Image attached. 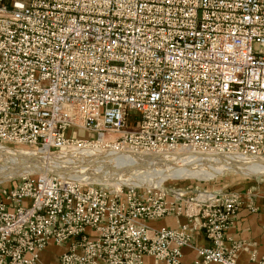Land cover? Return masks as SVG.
<instances>
[{
    "label": "built area",
    "instance_id": "built-area-1",
    "mask_svg": "<svg viewBox=\"0 0 264 264\" xmlns=\"http://www.w3.org/2000/svg\"><path fill=\"white\" fill-rule=\"evenodd\" d=\"M1 143L264 160V0H0ZM191 192L27 173L0 190V264H41L51 242H69L60 264H182L184 246L238 264L248 243L227 232L259 207ZM168 215L187 221L148 223Z\"/></svg>",
    "mask_w": 264,
    "mask_h": 264
},
{
    "label": "bare ground",
    "instance_id": "bare-ground-1",
    "mask_svg": "<svg viewBox=\"0 0 264 264\" xmlns=\"http://www.w3.org/2000/svg\"><path fill=\"white\" fill-rule=\"evenodd\" d=\"M70 151L71 150H69V152ZM76 152L78 156L77 160L79 163H81L84 158H92L93 160L96 161L95 165L85 164V166H87V169L85 170L83 169L82 173L84 172L90 173L88 175L89 176L88 178L91 179L96 176L97 178L100 177V179L109 182V184L110 182H113V184L119 188L123 185L137 186L138 184H148V186L150 185L161 186V184L165 181V179L170 177H178V178H186L189 176L199 177L200 175L203 174H208L211 177L214 176L216 177L217 175L226 174V173H247V174H253L258 177L264 176V160L251 158V157H242V156H234V155H216V156H220V158L218 160H214L210 158V156H215L213 154H197L191 152L177 151L174 153L150 155V154L139 153L131 150L109 149L103 151L98 147H90V148L78 147ZM114 153L115 154L118 153L119 158H115V159L119 160L118 161L119 163L116 162V164H114V160H109L110 157H113ZM21 154L23 155V158L26 160L23 159V161L25 162L22 165L18 166L19 168L18 171L14 172V174H11V176L14 177L18 175L17 173L23 170L22 166H24V168H28L30 171L20 173V176L30 173L31 171H36L38 169L46 171L44 170L45 168H38L39 166H33V167L30 166L31 164L34 163V161H37L36 158H34L33 161L31 160V162H29L28 160L29 158L25 157L26 154L24 152H22ZM199 155H204V156H199ZM12 156H14V154ZM101 156L108 159L106 164H103L101 161L97 163V161H99L98 158ZM192 156H198L199 158L193 159ZM221 156L223 158L235 157L236 159H234L233 163H225L222 161ZM41 160L43 161L44 159ZM245 160H255V161L254 164H245L246 162ZM40 166L42 165L40 164ZM119 166H123V168L121 167L123 169L122 171L116 170L117 168H119ZM139 171L140 172L144 171L146 173L149 172V176H143L140 178V176L137 175ZM1 172L3 173L5 172V174L7 173L4 170ZM134 172H136V174ZM91 173L92 176H90ZM61 175L66 177L70 176L71 178H73L71 175L68 174H61ZM96 177L94 179H96Z\"/></svg>",
    "mask_w": 264,
    "mask_h": 264
},
{
    "label": "rangeland",
    "instance_id": "rangeland-1",
    "mask_svg": "<svg viewBox=\"0 0 264 264\" xmlns=\"http://www.w3.org/2000/svg\"><path fill=\"white\" fill-rule=\"evenodd\" d=\"M70 134H77V131L75 133V131L71 130ZM3 147H5V148H3ZM90 147H98L99 149H102L103 151L110 149V148H105L102 146H90ZM90 147H87V148H90ZM77 149H78L77 146L72 145V146H66L63 148H52L50 151L38 152L36 150V148H34L33 146H28V145H24V144H14V143H1L0 144V172L4 170L7 173L5 174V172L4 173L1 172V174H0V190H2L3 188H8L11 185H15L18 183V179L21 177L20 174L14 176V177L11 176V174H14V172H17L19 169L18 166L22 165L25 162V161H23L24 158H23V155L21 154L22 152H24L26 154L25 157L29 158L28 159L29 162H31V160L33 161L34 158L37 159V161H34V163L30 165L32 167L33 166H39L38 168H45L44 170L50 169V170H53L54 172H57L60 174H68V175H71L73 178H77L78 180H81L84 182H93V183H97V184L99 183V184H103V185L107 184L106 186L117 187L113 184V182H110V184H109V182H107L103 179H100V177L97 178L96 176H95L96 179H94L95 177H93L91 179V178H88L89 177L88 175L90 173H88V172L82 173L83 169L84 170L87 169V166H85V164L95 165L96 161L93 160L92 158H84L83 161L81 163H79L77 160V157H78L77 152H76ZM69 150H71V151L69 152ZM13 154H14V156H12ZM199 156H204V155H199ZM206 157H208V156H206ZM115 158H119L118 153L117 154L114 153L113 157H110L109 160H114V164H116V162H118L119 160H116ZM192 158L195 159V158H199V157L198 156H192ZM210 158H212L214 160H218L220 158V156L215 155V156H210ZM41 159H44V160L42 161ZM98 159H99V161H97V163H99L101 161L103 164H106L108 161L107 158H104L102 156L99 157ZM221 159L225 163H233L234 159H236V158L235 157H228V158L224 157L223 158L221 156ZM24 160H26V159H24ZM245 161H246L245 164H254L255 160H245ZM40 164L42 166H40ZM121 167L123 168V166H119V168H117L116 170L122 171L123 169ZM46 168H48V169H46ZM108 168H109V166H108ZM30 173L37 174L38 172L36 170V171H31ZM134 173L136 174V172H134ZM139 173H137V175H139L140 178L143 176H149V172L146 173L144 171L143 172L139 171ZM83 174H85L86 176ZM90 176H92V173ZM257 182H259L260 186H262L261 184L264 183V176L258 177V176H255L253 174H247V173H226V174L217 175L216 177L215 176L211 177L208 174H203V175H200L199 177H191V176L186 177V178L170 177V178L165 179V181L161 184V186H165L167 188H172V187L187 188L188 190L192 191L190 193L191 195H194L196 190L199 188H210V189H212V188H225L227 190L235 189L234 191H236V189H237V190H239L238 192L247 196L249 194L250 195L252 194V191L250 190V186L256 185ZM218 185L226 186L229 188L220 187ZM124 186H127V185H123V187ZM135 186H133V187H135ZM141 186H148V184H138L136 187H141ZM153 186L159 187L156 185H150V187H153ZM240 189H243V190L245 189V190L241 191ZM251 200H252V198H251ZM252 202L254 203L253 200H252ZM151 227H153V226H151Z\"/></svg>",
    "mask_w": 264,
    "mask_h": 264
},
{
    "label": "crops",
    "instance_id": "crops-1",
    "mask_svg": "<svg viewBox=\"0 0 264 264\" xmlns=\"http://www.w3.org/2000/svg\"><path fill=\"white\" fill-rule=\"evenodd\" d=\"M261 185L263 187L257 182L256 185L250 186V190L252 191L251 198L259 207V210L253 212L247 206L241 207L233 226L227 232L231 238L227 240L228 245H231L234 241H246L248 243L246 248L238 252V264H258V260L264 254V183ZM240 190L244 191L245 189ZM236 191L239 190L236 189ZM186 221L187 218L184 215L179 218L168 215L159 219L149 220L148 223L155 228H177L179 223ZM195 243L200 246H207L210 244V241L202 231H197ZM68 245L69 242L64 245H56L53 242L49 243L41 253V264H60L59 256L67 250ZM182 254V264H193L196 257V252L193 248L184 246ZM253 255L256 257V260L252 259ZM145 264H155L154 259L151 256H145ZM158 264L166 263L159 262Z\"/></svg>",
    "mask_w": 264,
    "mask_h": 264
},
{
    "label": "water",
    "instance_id": "water-1",
    "mask_svg": "<svg viewBox=\"0 0 264 264\" xmlns=\"http://www.w3.org/2000/svg\"><path fill=\"white\" fill-rule=\"evenodd\" d=\"M22 169H23V170L19 171V173H17V174H20V173H24V172H28V171H30L28 168H24V166H22ZM41 171H43V170H40V169L37 170V172H41Z\"/></svg>",
    "mask_w": 264,
    "mask_h": 264
}]
</instances>
